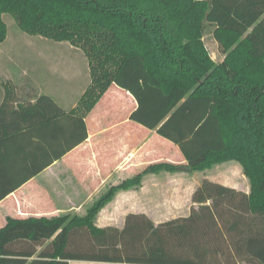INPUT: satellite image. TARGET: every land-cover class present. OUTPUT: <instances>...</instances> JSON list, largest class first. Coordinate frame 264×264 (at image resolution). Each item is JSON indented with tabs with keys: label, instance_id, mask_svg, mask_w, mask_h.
I'll return each mask as SVG.
<instances>
[{
	"label": "trees",
	"instance_id": "1",
	"mask_svg": "<svg viewBox=\"0 0 264 264\" xmlns=\"http://www.w3.org/2000/svg\"><path fill=\"white\" fill-rule=\"evenodd\" d=\"M4 14L31 35L82 49L91 82L71 112L46 94L16 104L15 84L2 82L0 144L25 169L3 197L87 139L85 115L112 84L137 100L130 118L175 143L191 170L235 160L251 189L204 179L193 194L199 207L187 217L156 224L145 213H129L122 228L98 227L99 212L119 191L140 185L142 173L110 187L83 216L10 219L1 241L51 240L41 253L50 260L36 264H264V0H0V43ZM207 24L222 62L205 45ZM64 119H72V142L52 155L48 148L62 144Z\"/></svg>",
	"mask_w": 264,
	"mask_h": 264
},
{
	"label": "crops",
	"instance_id": "2",
	"mask_svg": "<svg viewBox=\"0 0 264 264\" xmlns=\"http://www.w3.org/2000/svg\"><path fill=\"white\" fill-rule=\"evenodd\" d=\"M215 41L220 59L217 60L213 55L212 58L215 62H222L225 55ZM61 73L67 79L66 71ZM41 78L39 75L36 77L33 87L21 86L16 77H8L0 69V106L5 97L2 82L7 80L16 86V104L28 101L34 103L37 97L46 94L66 112H71L79 105L71 99L65 79L56 81L52 76L49 84H44ZM49 85L51 88L46 91ZM116 98H121L123 102L116 105L113 103ZM137 106V100L129 91L112 84L85 115L87 139L4 197L3 193L23 180L25 169L19 164L17 154L11 155L8 145L0 144V230L7 226L10 219L66 214L83 216L110 187L142 173L140 185L119 191L99 212L96 219L98 227L122 228L129 213H145L156 224L187 217L192 207H199L193 202V194L204 179L249 194L250 181L239 162L230 160L219 163L224 166L215 172L213 180L196 175L199 171L187 166L183 152L175 143L159 135L155 129H149L130 118ZM99 108L100 112L97 111ZM71 123L72 119L63 120L62 144L49 147L50 154L60 152L72 142L70 133H67V126L70 127ZM48 132L51 133L50 130ZM158 163H170L179 166V169L146 171ZM118 221L120 224L115 223ZM49 241L36 245L26 238L11 242L0 240V264H31L37 260H50L41 256ZM25 253L32 254L25 256ZM19 260L24 262L20 263ZM69 264L132 263L69 260Z\"/></svg>",
	"mask_w": 264,
	"mask_h": 264
},
{
	"label": "rangeland",
	"instance_id": "3",
	"mask_svg": "<svg viewBox=\"0 0 264 264\" xmlns=\"http://www.w3.org/2000/svg\"><path fill=\"white\" fill-rule=\"evenodd\" d=\"M3 17L7 26V36L4 42L0 43V69L4 74L8 77H16L18 85L33 87L36 85L34 82L38 75L42 77L41 81L44 84H49L52 76L56 81H64L61 72L66 71L65 81L71 99L79 103L91 82L89 60L84 51L70 42H58L25 32L11 14H4ZM213 30V25H206L204 42L211 56L218 60L220 54ZM50 88L49 85L46 91ZM122 102L121 98L113 99L116 105ZM97 111L100 112V108ZM223 166L224 164H217L208 170L197 172L196 175L213 180L215 172ZM115 223L120 224L119 221Z\"/></svg>",
	"mask_w": 264,
	"mask_h": 264
}]
</instances>
